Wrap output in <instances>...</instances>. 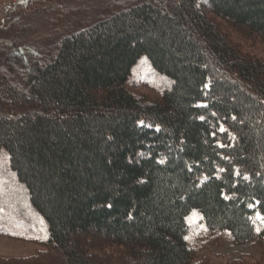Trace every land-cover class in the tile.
<instances>
[{
	"label": "trees",
	"instance_id": "16d2710c",
	"mask_svg": "<svg viewBox=\"0 0 264 264\" xmlns=\"http://www.w3.org/2000/svg\"><path fill=\"white\" fill-rule=\"evenodd\" d=\"M204 1L264 38V0ZM12 47L0 48V104L17 114L0 115V149L49 231L48 253L25 264L58 251L68 264H193L192 210L237 243L264 236L251 221L264 217V62L199 0H139L35 61L33 46ZM142 57L170 81L152 101L126 85Z\"/></svg>",
	"mask_w": 264,
	"mask_h": 264
},
{
	"label": "rangeland",
	"instance_id": "374dc122",
	"mask_svg": "<svg viewBox=\"0 0 264 264\" xmlns=\"http://www.w3.org/2000/svg\"><path fill=\"white\" fill-rule=\"evenodd\" d=\"M138 1L0 0V5L7 2L8 9L11 10V13L8 10L0 16V48L6 45H12V48L30 45L34 47L33 50L39 52V55L35 54L34 57V61L38 60L43 56L48 45L56 43L60 37L80 30L86 25H92L97 20L105 18L110 11H116ZM199 5L219 31L238 48V51L264 62V38L241 30L229 21L216 16L205 6L204 0H199ZM7 65V59L0 57V68L5 69ZM18 78L15 77L16 80ZM169 83L165 76L153 69L145 57L134 64L126 81L127 87L133 93L145 96L150 101L158 98ZM15 114L17 112L5 109L0 104V115ZM257 213L253 214L251 221L255 229L259 228L261 231L264 222L256 219ZM186 223L188 229L184 236L185 239L187 238V246L194 252L193 264H264V236L250 242L237 243L233 241L227 230L207 229L198 210H192L187 215ZM48 239L46 221L31 205L24 184L10 168L8 152L1 148L0 264H25L22 260L49 250ZM73 239L80 242L82 236H75ZM86 243L84 242L83 245ZM117 250L119 251L114 249L115 252ZM88 251L95 252V256L98 254L92 248ZM47 253L48 251L44 254ZM57 256L58 259L56 258L55 263L53 261L52 264H68L62 252L58 251ZM38 260L39 258L31 259L30 263L42 264L41 260L36 262ZM88 263L111 264L91 259ZM127 264L132 263L129 261Z\"/></svg>",
	"mask_w": 264,
	"mask_h": 264
},
{
	"label": "snow or ice",
	"instance_id": "6c2138e0",
	"mask_svg": "<svg viewBox=\"0 0 264 264\" xmlns=\"http://www.w3.org/2000/svg\"><path fill=\"white\" fill-rule=\"evenodd\" d=\"M205 87H207V85H206ZM200 119L203 120L204 117L201 116ZM233 119H235V117H233ZM142 123H143V122H141V124H142ZM157 130H159V129H157ZM219 131H220L221 133H223V132L226 131V129L221 125V127L219 128ZM213 136H215V133H213ZM221 146H222V145H221ZM244 178H245V179H248V177H244ZM250 207H252V206L250 205ZM256 219H257V220H261L262 222H264V217H262V216L260 215V213H257V214H256ZM256 231L259 233L260 229L257 228ZM186 239H187V238H186Z\"/></svg>",
	"mask_w": 264,
	"mask_h": 264
},
{
	"label": "built area",
	"instance_id": "2783aa9c",
	"mask_svg": "<svg viewBox=\"0 0 264 264\" xmlns=\"http://www.w3.org/2000/svg\"><path fill=\"white\" fill-rule=\"evenodd\" d=\"M9 4L7 2H4L0 5V16L8 11Z\"/></svg>",
	"mask_w": 264,
	"mask_h": 264
}]
</instances>
